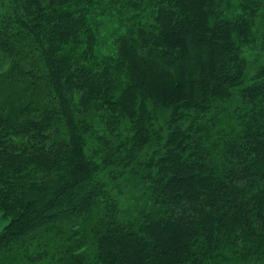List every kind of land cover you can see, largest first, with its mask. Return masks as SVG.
<instances>
[{
    "label": "trees",
    "instance_id": "obj_1",
    "mask_svg": "<svg viewBox=\"0 0 264 264\" xmlns=\"http://www.w3.org/2000/svg\"><path fill=\"white\" fill-rule=\"evenodd\" d=\"M262 1L0 0V264L262 261Z\"/></svg>",
    "mask_w": 264,
    "mask_h": 264
},
{
    "label": "rangeland",
    "instance_id": "obj_2",
    "mask_svg": "<svg viewBox=\"0 0 264 264\" xmlns=\"http://www.w3.org/2000/svg\"><path fill=\"white\" fill-rule=\"evenodd\" d=\"M262 7L260 8V11L258 13V18L256 20L255 26L252 31L251 37H249L242 45H241V57L243 60V66H242V78H243V83L242 86L233 89L232 93L236 95L239 91V89H242L243 87L249 86L253 81L256 73L258 72L259 69H261L264 66V0L262 1ZM231 3V8H226L225 14L227 16H230L233 14V8L236 3V0H230ZM235 11V10H234ZM236 12V11H235ZM100 26H99V42L97 44V49L99 50V53L101 56L103 55H109L111 53V44L112 41L110 39L111 34L116 30L117 28V23L115 20L110 19V18H103L100 20ZM3 69H7V63L2 64ZM2 70V68L0 69ZM8 91L13 89L14 86L10 85L9 83L5 87ZM4 88V89H5ZM18 89L12 91V93H17L18 95L22 94L20 93L21 91H26L27 93H30L31 88L28 85H23L22 87L18 86ZM23 89V90H22ZM33 98V107L38 108L41 107V105L46 102V92L45 90L41 87L35 89V94ZM45 104V103H44ZM158 109H163L162 106H159ZM159 119L162 122L167 121V112L165 110H161L158 113ZM118 197L119 199V204L122 209H126L127 212L130 209V212L133 210L134 203L133 201L129 198V194H131V187H129L128 184H122L121 189H118ZM5 221L0 219V229L4 225ZM88 249L87 251H93L94 250V243L92 240H88ZM85 249V248H84ZM41 264H50L49 260L46 258L42 260ZM225 264H264V258L262 259L261 262L254 263L250 261H241L240 259H230L229 262H226Z\"/></svg>",
    "mask_w": 264,
    "mask_h": 264
}]
</instances>
